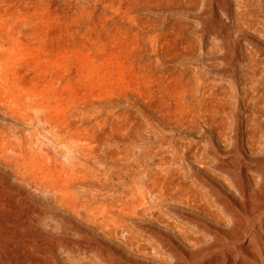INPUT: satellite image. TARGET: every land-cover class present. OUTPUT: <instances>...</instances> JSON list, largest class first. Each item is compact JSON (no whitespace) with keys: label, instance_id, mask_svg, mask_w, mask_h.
<instances>
[{"label":"rangeland","instance_id":"obj_1","mask_svg":"<svg viewBox=\"0 0 264 264\" xmlns=\"http://www.w3.org/2000/svg\"><path fill=\"white\" fill-rule=\"evenodd\" d=\"M0 264H264V0H0Z\"/></svg>","mask_w":264,"mask_h":264}]
</instances>
